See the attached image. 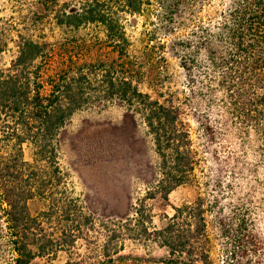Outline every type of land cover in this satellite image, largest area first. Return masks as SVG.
Listing matches in <instances>:
<instances>
[{"label":"trees","instance_id":"obj_1","mask_svg":"<svg viewBox=\"0 0 264 264\" xmlns=\"http://www.w3.org/2000/svg\"><path fill=\"white\" fill-rule=\"evenodd\" d=\"M139 18L150 28L137 46L128 28ZM50 23L69 35L57 47L47 37ZM89 26L103 33L97 44L114 59L68 56L76 47L69 37ZM190 26L168 44L184 72L179 94L165 88L157 51L165 46L160 36ZM154 72L156 84L143 90ZM108 104L136 119L156 157L144 194L120 220L92 213L59 161L71 116ZM206 157V188L198 181L195 201L171 205L172 215L154 224L150 201L168 203L177 188L194 184ZM209 212L222 241L220 264H264V0H0V264L59 253L66 264H85L80 254L91 241L92 264L124 262L129 242L165 250L157 263L214 264Z\"/></svg>","mask_w":264,"mask_h":264},{"label":"rangeland","instance_id":"obj_2","mask_svg":"<svg viewBox=\"0 0 264 264\" xmlns=\"http://www.w3.org/2000/svg\"><path fill=\"white\" fill-rule=\"evenodd\" d=\"M9 5L10 3L8 7ZM45 27L47 37L54 42L55 47L64 41V37L69 36L64 29L54 27L51 23ZM148 28L150 24H146L141 18L130 24L128 30L135 45H141V41L146 40ZM191 30L190 26L173 36H160L165 46L157 51L164 57L166 64L162 76L167 78L165 88L168 87L179 94L184 88V72L179 61L170 53L168 44L175 36H187ZM69 40L76 47L71 49L68 56L76 60L80 58V62H90L104 57L110 60L115 58L110 49L97 44L96 40L103 42L106 39L103 33L93 26L81 29L75 34L74 39L69 37ZM152 42L156 45V41ZM56 58L55 62H60L62 57ZM55 62L47 69L50 74L57 68ZM155 72L145 77L144 87H141L143 90L154 86L153 82L156 84L155 80L159 77ZM190 133L194 148L202 152V137L198 125L191 123ZM59 143L60 164L68 172L76 193L84 199L87 208L95 215L107 219L120 220L130 216L131 207L136 203V199L144 194L156 164L152 144L145 137L144 130L138 126L136 119L118 104L81 110L74 113L61 130ZM24 158L29 162L32 160V151L28 146H24ZM208 164H211L208 158L207 161L201 162L199 167L197 164L193 179L195 183L177 188L170 194L168 203L161 200L150 201L154 224L159 225V216L163 213L172 215L171 205L196 200L199 191L198 181L201 184L200 191L206 188L204 182ZM206 223L211 259L214 264H220L222 241L214 216L210 212L207 213ZM82 252L84 253L80 256L85 257V264H92V257L97 253L93 241L86 251ZM123 254L127 256V260L113 264H161L157 261L163 258L166 252L149 243L129 242ZM94 259L100 260L98 257ZM66 260L67 256L59 253L52 261L35 259L30 264H66Z\"/></svg>","mask_w":264,"mask_h":264}]
</instances>
